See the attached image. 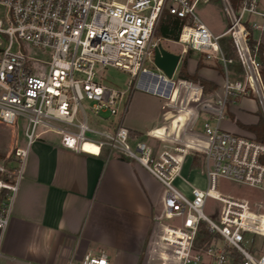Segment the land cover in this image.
<instances>
[{
	"label": "built area",
	"instance_id": "obj_1",
	"mask_svg": "<svg viewBox=\"0 0 264 264\" xmlns=\"http://www.w3.org/2000/svg\"><path fill=\"white\" fill-rule=\"evenodd\" d=\"M209 1L0 0V126H23L24 141L13 144L0 164V246L29 147L53 134L64 149L97 156L105 151L107 157L134 162L164 188L162 214L180 223H156L151 233V254L160 264H228L230 250L238 255L239 264H264V253L251 251L253 238H264V216L253 212L247 201L216 193L219 179L264 190V143L218 127L229 96L255 93L264 111L259 43L249 42L251 31L259 27L251 18L264 21V4L220 0L228 26L214 35L196 12ZM164 15L180 22L176 42L184 46L183 53L199 52L223 71L221 96L198 104L200 112L185 104L202 99L199 86L171 82L145 68L146 63L153 65L160 44L155 32ZM234 64L242 70V81L229 80ZM105 67L126 72L145 91L156 76L168 81L170 90L149 93L164 99L163 108L175 109L176 114L154 130L132 136L123 117L133 81L127 91L103 85L98 70ZM181 89L185 102L176 106L177 95L172 97ZM201 112L216 124L204 121L201 130L194 131ZM85 144L97 151L87 152ZM190 152L200 155L205 188L181 175ZM178 181L187 186L188 195L175 187ZM206 198L222 205L218 223L203 215ZM201 226L210 235L204 241L198 239ZM67 264H108V258L98 251Z\"/></svg>",
	"mask_w": 264,
	"mask_h": 264
},
{
	"label": "crops",
	"instance_id": "obj_2",
	"mask_svg": "<svg viewBox=\"0 0 264 264\" xmlns=\"http://www.w3.org/2000/svg\"><path fill=\"white\" fill-rule=\"evenodd\" d=\"M251 39L264 50V21L251 31ZM198 75L221 92V76L210 74L206 68ZM154 78L146 91L136 89L154 96L149 93L157 82ZM133 93L123 125L143 135L162 123L144 130L138 127L135 118L128 115ZM173 95L175 100L177 92ZM228 101L222 120H231L232 116L244 126L258 122V114L263 111L258 99L247 96ZM232 122H218V127L253 137ZM86 150L96 152L95 148ZM163 195L164 188L140 165L107 157L105 151L98 156L73 152L59 145L57 135L47 134L29 147L1 239L0 264H67L70 259L78 261L98 251L105 252L108 264H160L151 254L149 241L162 211ZM249 205L264 216V204L257 201ZM252 250L256 255L264 253V248L257 251L252 246Z\"/></svg>",
	"mask_w": 264,
	"mask_h": 264
},
{
	"label": "rangeland",
	"instance_id": "obj_3",
	"mask_svg": "<svg viewBox=\"0 0 264 264\" xmlns=\"http://www.w3.org/2000/svg\"><path fill=\"white\" fill-rule=\"evenodd\" d=\"M263 4H264V0H262V5ZM196 12H197V15L200 21L205 26L208 27V29L212 32V34L218 35L226 30L228 26V20L226 16L224 15L220 0H210L206 4L199 5L197 7ZM165 16L167 15H164V18ZM251 19L254 22H256L258 25L262 21L261 19L257 17H253ZM160 45L163 49L171 53L180 55V62L177 66L175 73L171 77L170 81L177 82V80H182V79L177 78V72L182 62V59L185 56V54L183 53L184 46L177 43L176 41L166 40L162 38H160ZM198 64L201 65L199 69H197ZM145 68L153 74H156V75L161 74L152 64L146 63ZM202 68H206L207 72H210V74L216 73L217 75L221 76L222 79H224L223 71L221 70V68H219V66L213 60L206 58L204 55L200 54L199 52L191 50V52L186 57L187 73L188 74L196 73L198 75V71ZM231 68L232 67L230 66L229 67V80L232 82L234 80L242 81V77H243L241 73L242 70H240V67L238 66V64H234L233 66L234 73ZM98 73H99L98 75L99 83L106 85L108 87L117 89L119 91H127L131 81H133L129 74L119 69L113 68V67L102 68L98 70ZM184 81H187V80H184ZM188 82H191V81H188ZM136 83H137V80H134L132 84L133 86L132 92L134 93H133V97L130 103V109H129L128 115L130 117L135 118V120L137 121V125L141 130H144L150 126L156 125L157 122L165 123L170 117H172V115L176 114L175 109L167 110L163 108L162 103L164 99L160 100L159 98H156L148 93H145L143 91L136 89ZM193 84L197 85L195 83ZM215 91L217 94L221 96L220 90L216 89ZM215 91L208 95H203L202 93L203 97L202 99L199 100V102H192L191 99H188L185 102L184 92L181 89L177 91V99L175 101L176 106H179L180 103L184 101L187 109L189 108L196 109L198 112H200L201 105H198V104L202 103L205 99H209L210 97H214V100H216L217 97H216ZM248 96H253L255 99H257V96L255 93L251 92ZM239 97H243V96H240V95L229 96V98H233V99H238ZM129 99H130V96L128 98V101ZM262 112L264 116V111ZM89 117L91 121V119H93V116L91 113H89ZM109 119L113 120L115 118L109 117ZM95 120L97 119L95 118ZM204 121H208V123L211 126H214L216 123L214 119H208L207 115L201 112L200 116L198 117L196 121V126H195L194 131L201 130V126ZM220 122H221V125H223V124L230 123L232 121L229 119H226ZM98 123L101 124V127H103L102 122H98ZM22 127L23 126L18 125L17 127L11 129L5 126H0V164L3 161L5 162V157L8 154V151L10 150L13 144H17V145L24 144ZM142 134L144 135L145 133H142ZM191 159H192V163H189ZM186 161L188 162H186L184 165V168L181 174L182 177L188 180L190 184H193L196 187L205 188L206 178H205V175L201 172L202 166H201L200 155H198L197 153L190 152V154L186 157ZM193 161L196 162V164H194ZM175 187L178 188L184 194L188 195L187 186H185L182 182L178 181V184L176 183ZM216 193L223 197H228V198L238 200V201H247L249 203H254L258 201L259 203L264 204V191L263 190L252 189L242 184H237V183L227 181L224 179L218 180ZM202 212L205 217L214 221L215 223H218L220 214L222 212V205L220 202H218L215 199L206 198ZM157 218L158 219L155 223L162 225V226L178 225L180 223V219L164 217L162 214V211H159ZM253 248L257 251L263 249L264 239L260 237L253 238ZM252 252L254 254L255 251L252 250Z\"/></svg>",
	"mask_w": 264,
	"mask_h": 264
},
{
	"label": "trees",
	"instance_id": "obj_4",
	"mask_svg": "<svg viewBox=\"0 0 264 264\" xmlns=\"http://www.w3.org/2000/svg\"><path fill=\"white\" fill-rule=\"evenodd\" d=\"M179 30H180V22L172 19L170 16H165V18L163 17L160 22L158 23L155 35L156 37L159 36V39H166V40H171V41H177L178 39V35H179ZM250 44L252 45L254 43V41L252 39L249 40ZM191 52L190 49H188L184 54V58L182 59V62L180 64V67L178 69L177 72V78L178 79H182V80H187V81H191L192 83L197 84L201 90L203 95H208L210 93H212L213 91H215L217 89V86L200 77L199 75H197L196 73L194 74H188L186 71V57L188 56V54ZM258 53H259V58H260V70H259V75L262 81V85L264 87V50L263 48L259 45L258 46ZM229 56L234 58L233 53L229 52ZM200 64L197 65V69L200 68ZM241 70V69H240ZM242 73V71H241ZM230 98H228L225 102L224 107H226L228 105V103L230 101ZM230 119L232 121H234L235 125H237L238 127L248 131L249 133H251L253 135V138L258 141V142H262L264 143V116L262 114V112H260L258 114V122L255 125H248V126H244L242 124H240L239 122H237L236 120L233 119L232 116H230ZM132 136H140V133L137 132H130ZM194 164H196V162L193 161ZM0 201H2V198H0ZM210 235L206 232L204 226L200 227V230L198 232V239L199 240H206L208 239ZM229 256L230 259L228 260V264H239V258L238 255L234 252V251H229Z\"/></svg>",
	"mask_w": 264,
	"mask_h": 264
},
{
	"label": "water",
	"instance_id": "obj_5",
	"mask_svg": "<svg viewBox=\"0 0 264 264\" xmlns=\"http://www.w3.org/2000/svg\"><path fill=\"white\" fill-rule=\"evenodd\" d=\"M179 62V54H174L163 49L160 44L156 47L153 55V66L161 73L162 76L165 77V79H171Z\"/></svg>",
	"mask_w": 264,
	"mask_h": 264
},
{
	"label": "bare ground",
	"instance_id": "obj_6",
	"mask_svg": "<svg viewBox=\"0 0 264 264\" xmlns=\"http://www.w3.org/2000/svg\"><path fill=\"white\" fill-rule=\"evenodd\" d=\"M156 78H157V82H156V84L155 85H151V90L152 91H157V90H161V89H163V90H167L168 91V89H169V87H170V85H169V83H168V81H162L160 78H158L157 76H156ZM262 105H263V108H264V104L262 103ZM84 150H86V149H92V148H95V147H93V146H90L89 144H85L84 145ZM96 149V148H95ZM97 151V150H96ZM87 152H89V151H87Z\"/></svg>",
	"mask_w": 264,
	"mask_h": 264
}]
</instances>
